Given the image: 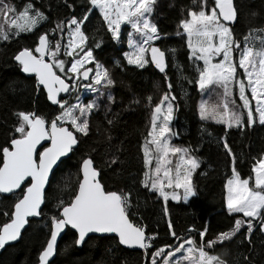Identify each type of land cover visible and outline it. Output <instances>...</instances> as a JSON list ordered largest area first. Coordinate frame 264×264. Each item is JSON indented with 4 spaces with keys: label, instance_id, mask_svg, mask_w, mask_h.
I'll use <instances>...</instances> for the list:
<instances>
[{
    "label": "snow or ice",
    "instance_id": "obj_1",
    "mask_svg": "<svg viewBox=\"0 0 264 264\" xmlns=\"http://www.w3.org/2000/svg\"><path fill=\"white\" fill-rule=\"evenodd\" d=\"M192 2L199 10L187 9L176 33L187 37L188 59L197 73L189 83H194L205 94L212 89L221 90L216 93L215 101L201 100L197 109L200 120H211L226 129L241 131L256 123L264 125V28L249 29L242 45L230 26L239 17L234 0ZM88 3L91 8L82 18L72 16L56 21L51 36L49 32L39 35L34 51L23 48L14 56L23 73L34 74L37 89L42 86L46 90L48 101L58 106V112L51 121L35 112L15 113L17 124L14 131L19 135L10 140V147L0 149V194H12L17 198L3 213L8 222L0 227V249L21 238L30 217L42 215L41 205L46 199L50 173L58 161L78 145L80 136L89 135L91 117L100 108L99 98L106 96L109 105L114 102L110 89L115 81L109 69L96 60L93 48L88 46L90 38L83 28L93 9L99 10L103 26L113 41L120 40L122 25L129 26L139 37L134 40L133 32L128 33L131 51L125 52L124 57L129 65L138 68L154 65L167 82L168 91L151 109V126L141 146L145 168L141 186L163 199L165 216L169 215L167 202L170 199L188 203L197 195L192 176L200 167V161L194 155V149L171 143L176 135L171 127L176 111L172 102L176 97L172 95L173 85L168 82L166 55L167 52L174 54L176 50L166 52L154 46L153 42L161 39L157 25L150 19L157 0H88ZM47 20V15L31 0L22 10L10 0H0V41L7 42L13 36L33 32ZM56 34H60L59 38ZM94 43L99 48L102 40ZM61 56L71 59L65 60ZM198 62H202V66ZM89 64L95 67H86ZM237 65L243 70V78L239 77ZM80 90L95 95L85 102ZM236 90L239 104L233 99ZM62 93L75 94V102L63 99ZM147 100L151 105L152 97ZM107 123L112 125L113 120L108 119ZM44 141L50 142L49 146L45 147ZM223 147L233 165L232 175L225 184V207L230 215L242 213L249 219H236L230 230L218 233L211 240H206L208 228L205 226L199 232V243L191 237L178 236L169 221L171 236L180 243L150 251L155 237L146 236L144 228L129 219L131 191L105 190L89 157L82 161V179L77 181L78 187L71 193V199L67 202L61 199L57 206L58 215L50 217V235L39 252L38 264H49L57 251L58 236L68 227L75 230L76 246L84 243L90 233L115 234L120 245L143 249L150 254L151 264H161V261L162 264H241L238 258L226 259L227 251L215 254L209 249L232 241L245 224L247 233L251 234L256 226L254 221H259L260 231L264 232V153L253 157L254 184L250 186L253 177L242 179L235 167V154L227 141ZM115 163L117 160L113 157L110 164ZM193 231L195 229H188L189 233ZM243 261L247 262L248 257H243Z\"/></svg>",
    "mask_w": 264,
    "mask_h": 264
},
{
    "label": "trees",
    "instance_id": "obj_2",
    "mask_svg": "<svg viewBox=\"0 0 264 264\" xmlns=\"http://www.w3.org/2000/svg\"><path fill=\"white\" fill-rule=\"evenodd\" d=\"M48 17L37 29L22 33L7 42H0V149L10 146V140L18 136L14 129L17 124L15 113L19 111L35 112L48 121L57 114L58 107H51L43 90L36 87L34 78H26L20 73L14 56L23 48L34 51L40 34L49 32L58 20L72 16L78 19L91 8L88 0H31ZM18 10H22L28 0H10ZM71 4L72 7H68ZM239 17L231 25L238 41L249 33V29L264 28V0H234ZM194 8L192 0H157L150 19L158 27L161 39L154 43L167 52L166 73L168 82L173 85L172 102L176 107L171 127L175 136L172 142L194 149V155L200 161V167L193 173L192 181L197 195L188 203L169 200V215L165 216V202L157 194L141 186L145 171L141 146L150 128L152 107L159 103L161 96L168 91L164 74L155 66L148 64L144 68L128 65L124 53L126 37L120 42L111 39L102 18L95 9L89 15L83 28L89 36L88 46L93 48L97 61L112 74L115 81L110 92L114 102L108 104L106 96L99 98L100 108L91 117V131L87 137L80 136L79 143L70 157L63 161L51 175L46 199L40 220H29V224L19 242L6 247L0 253V264H38V255L49 238L50 217L58 215V203L71 199V193L78 187L80 165L85 158H91L99 172V181L107 191H131L132 207L129 219L143 227L146 236H154L155 251L165 245L176 246L169 231L168 223L174 226L178 236L200 242L199 232L207 226L206 240L213 239L218 233L230 230L236 219L247 220L242 213L229 214L225 207V184L232 175V158L223 147L225 141L236 157L235 167L242 179L253 177L251 168L255 160L264 153V125L256 123L251 128L226 129L223 126L202 122L197 113L198 88L189 81L197 77L195 66L188 59L189 50L185 35H176L178 24L185 18L186 10ZM252 13H256L255 16ZM182 33V29H180ZM60 34H56L59 38ZM102 40L99 48L95 41ZM65 41L62 40V43ZM64 58L63 56H61ZM65 60H70L65 58ZM201 64V62H198ZM94 68L95 65H89ZM95 94L84 97L85 102ZM152 97L151 105L147 97ZM70 102L72 99H67ZM139 103H134V101ZM107 113V118H106ZM113 120L109 125L107 120ZM79 136V134H77ZM111 137L109 140L108 137ZM116 158L117 163L110 164ZM2 159V153H0ZM19 194V193H18ZM16 196L0 197V227L8 222L3 215L16 200ZM251 234L245 224L230 242L209 249L222 254L229 261L239 259L241 264H264V233L260 231L259 221ZM195 231L189 233L188 229ZM75 234L66 231L59 242L55 259L51 264H151V255L144 252H132L121 248L115 238H89L77 249ZM248 237L247 239L245 237ZM248 261L244 262L243 257Z\"/></svg>",
    "mask_w": 264,
    "mask_h": 264
},
{
    "label": "water",
    "instance_id": "obj_3",
    "mask_svg": "<svg viewBox=\"0 0 264 264\" xmlns=\"http://www.w3.org/2000/svg\"><path fill=\"white\" fill-rule=\"evenodd\" d=\"M234 24H235V23H234ZM232 25H233V24H232ZM230 26H231V25H230ZM35 55H39V54H38V53H35ZM45 59H47V57H46ZM149 60H150V55H149ZM14 63H15L16 65H19L18 62H16L15 60H14ZM153 66H154V65H153ZM20 73H21L24 77H26V78H34V79H35L34 74H25V73H23L21 70H20ZM82 83H87V81H82ZM40 88L43 90V87H42V86H40ZM43 92H44V94H45V96H46L47 103H48L51 107H58V106L52 105V104L50 103V101H48L46 90H43ZM68 96H69V94H64V93L61 94V97H62L63 99H67ZM42 143L44 144L45 147H47V146H49V143H50V142L44 141V142H42ZM77 146H78V145H77ZM77 146H74V149H73V150H75V149L77 148ZM9 147H10V146H9ZM40 150L42 151L43 148H41ZM71 153H72V152H70L67 156L62 157L61 160L58 161L57 165L54 166L53 172L50 173V178H51V175L54 173V171L58 168V166H59L63 161L67 160V159L70 157ZM81 164H82V163H81ZM80 168H81V165H80ZM80 179H82V173H81V171H80ZM97 179L99 180V175H98ZM49 181H50V180H49ZM48 184H49V183H48ZM48 184L46 185V190H47ZM17 192L19 193V190H17ZM11 196H13V195H12V194H0V197H11ZM43 205H44V204L41 205V208H43ZM40 219H41V216H39V217H30V218H29V220H40ZM27 226H28V225H26V226H25V229L22 230V234H23L24 231L26 230ZM66 231H70V232H72V233H74V234L76 235L74 229H71L70 227H68L67 229H65V230H64V231L58 236V238H57V248H58L59 242L61 241V239H62V237L64 236V234L66 233ZM263 233H264V232H263ZM92 237H97V238H115V239L117 240V242H118V238L115 236V234H99V233H90V234L88 235V237H86L85 242H86L89 238H92ZM19 240H20V239H19ZM19 240H18V241H15V242H12V243H10L9 245H6L5 248L17 244V243L19 242ZM85 242H84V243H85ZM84 243H82L80 246H76V248H77V249H81ZM118 244H119V243H118ZM119 246H120L121 248L125 249V250L132 251V252H136V251H137V252H144L143 249H139V248H129V247H127V246L120 245V244H119ZM5 248H4V249H5ZM4 249H0V253H1ZM55 256H56V254L54 255V257H52V258L50 259L49 264L52 263V261L55 259Z\"/></svg>",
    "mask_w": 264,
    "mask_h": 264
},
{
    "label": "rangeland",
    "instance_id": "obj_4",
    "mask_svg": "<svg viewBox=\"0 0 264 264\" xmlns=\"http://www.w3.org/2000/svg\"><path fill=\"white\" fill-rule=\"evenodd\" d=\"M96 11H98L99 12V10L98 9H95ZM129 32H133V39L134 40H138L139 39V37L134 33V31L129 27V26H127V25H122V28H121V37H122V35L123 36H125L126 37V51L125 52H128V51H131V49L129 48V44H128V40H129V36H128V33ZM262 35H264V33H262ZM13 37H17V36H13ZM186 37V36H185ZM121 39V38H120ZM186 40H187V37H186ZM1 42H3V41H1ZM117 43H119L120 42V40L119 41H116ZM156 41H154L153 43H155ZM241 44L243 45V40L241 41ZM259 46V44L257 43V47ZM124 56V55H123ZM64 57V56H63ZM62 58V57H61ZM65 58H69V57H64V58H62V59H65ZM125 58V57H124ZM69 59H71V58H69ZM148 59H149V56H148ZM217 59H220V58H217ZM126 60V59H125ZM127 62V61H126ZM202 63V62H201ZM128 64V63H127ZM89 65H91V64H89ZM89 65H87V66H89ZM129 65V64H128ZM70 66V65H69ZM86 66V67H87ZM131 66H135V65H131ZM147 66V65H146ZM145 66V67H146ZM136 67V66H135ZM138 68V67H137ZM237 71H238V74H239V77L240 78H243V70L242 69H239V67H238V65H237ZM57 72H58V74H60L61 76H63V74H61V73H59V71L57 70ZM64 77V76H63ZM65 78V77H64ZM218 91H221V90H219V89H212L211 91H209V92H207L206 94L205 93H202L199 89H198V102H197V109H198V105L200 104V102H201V100H210V101H215L216 99H217V96H216V93L218 92ZM89 94H92V93H88V92H84L83 90H80V95H81V98H82V100H83V98L84 97H86V96H88ZM248 95H249V97H250V92L248 93ZM71 96V95H70ZM233 99H235L236 100V102H237V104H239L240 103V101H239V95H238V90H236L235 92H234V95H233ZM71 102H75V98H73L72 99V101ZM255 106V102L253 101V107ZM197 113H198V111H197ZM198 117H199V115H198ZM200 119V118H199ZM202 122H207V123H211V124H214V125H219V126H223V127H225L224 125H221V124H217V123H215V122H213V121H211V120H208V121H202ZM67 126V125H66ZM226 128V127H225ZM231 129H238V128H231ZM173 139V138H172ZM172 139H171V143H173L172 142ZM144 143H145V141H144ZM143 143V144H144ZM173 144H175V145H177V146H182V147H185V146H183V145H180V144H176V143H173ZM154 166V165H153ZM59 167V166H58ZM181 192H182V190H180ZM171 200V199H170ZM173 201V200H172ZM175 202H182V203H185L183 200H180V201H175ZM161 264H162V261H161Z\"/></svg>",
    "mask_w": 264,
    "mask_h": 264
},
{
    "label": "flooded vegetation",
    "instance_id": "obj_5",
    "mask_svg": "<svg viewBox=\"0 0 264 264\" xmlns=\"http://www.w3.org/2000/svg\"><path fill=\"white\" fill-rule=\"evenodd\" d=\"M34 54H35V52H34ZM87 67H90V66H87ZM62 78H64V77L62 76ZM74 97H75V94H71V96L69 95L67 99H73Z\"/></svg>",
    "mask_w": 264,
    "mask_h": 264
},
{
    "label": "bare ground",
    "instance_id": "obj_6",
    "mask_svg": "<svg viewBox=\"0 0 264 264\" xmlns=\"http://www.w3.org/2000/svg\"><path fill=\"white\" fill-rule=\"evenodd\" d=\"M1 42V41H0ZM20 67V66H19Z\"/></svg>",
    "mask_w": 264,
    "mask_h": 264
},
{
    "label": "crops",
    "instance_id": "obj_7",
    "mask_svg": "<svg viewBox=\"0 0 264 264\" xmlns=\"http://www.w3.org/2000/svg\"><path fill=\"white\" fill-rule=\"evenodd\" d=\"M172 201V200H171ZM175 202V201H174Z\"/></svg>",
    "mask_w": 264,
    "mask_h": 264
}]
</instances>
